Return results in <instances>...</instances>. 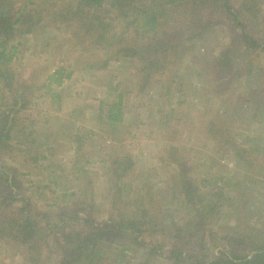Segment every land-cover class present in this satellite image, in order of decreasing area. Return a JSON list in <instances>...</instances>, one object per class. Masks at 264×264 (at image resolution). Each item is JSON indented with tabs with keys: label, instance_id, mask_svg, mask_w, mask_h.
<instances>
[{
	"label": "rangeland",
	"instance_id": "obj_1",
	"mask_svg": "<svg viewBox=\"0 0 264 264\" xmlns=\"http://www.w3.org/2000/svg\"><path fill=\"white\" fill-rule=\"evenodd\" d=\"M179 3L159 28L176 49L172 57L166 55L163 69L152 71L148 84L139 55L102 66L106 54L93 48L92 38L76 48L68 38L72 31L64 26L28 34L15 41L18 49L11 62L0 58V70L11 74L26 100L6 125L12 124L14 138L0 161L18 169L22 186L17 192L30 199L31 210H46L51 223L68 220L72 211L97 221L151 218L152 234L162 233L158 241L146 234L134 239L112 227L84 246L90 259L80 264H171L166 257L177 245L174 235L181 222L182 240L187 241L181 264H208L235 242L239 254L248 246H264V47L244 49L243 30L218 13L217 3L197 6H208L200 13ZM260 5L264 9V0ZM122 18L112 21L114 31L125 28ZM243 19L249 36L264 44L259 16L247 11ZM226 50L233 66L221 74L229 84L219 98L210 69ZM59 68L73 69L61 85L50 78ZM238 71L243 75L232 77ZM4 83L0 103L11 93ZM254 87L257 96L249 91ZM110 105L121 109L122 122L108 120ZM43 155L47 161L32 159ZM114 160L126 168V186L118 193L111 179ZM187 187L192 195L183 191ZM214 204L217 213L209 214L202 231L207 247L201 237L188 242L187 230L198 227L195 211ZM66 227L72 232L87 229L82 220H68ZM51 240L43 257L51 255L38 264L64 263ZM144 240L150 242L147 248ZM152 243L163 246L161 257L149 252ZM28 256L23 246L0 241V264H32ZM68 257L74 261L73 252Z\"/></svg>",
	"mask_w": 264,
	"mask_h": 264
},
{
	"label": "trees",
	"instance_id": "obj_2",
	"mask_svg": "<svg viewBox=\"0 0 264 264\" xmlns=\"http://www.w3.org/2000/svg\"><path fill=\"white\" fill-rule=\"evenodd\" d=\"M179 1L186 2L190 6L189 10H187L190 13H195L199 5L217 3L218 13L224 16L225 20L229 18L230 21L235 23L237 28L243 30L240 36L245 44L244 49L253 48V52L260 47H264L263 43L251 38L245 31L243 19L245 12L254 11L264 24V9L260 5L261 0L260 2L259 0L257 2L255 0H0V58L4 59L2 62L12 61L15 51L18 49V45L15 44L18 39L25 38L28 34H43L53 30L60 31L64 26L72 31L71 36L68 38L75 41L76 48H81L86 37L92 38L93 48L101 51L100 53L104 55L106 54L102 66H108L111 61L133 60L139 55L137 61L143 62L140 71H144L143 80L145 84H148L152 71L155 70L157 72L163 69L165 64H167V56L168 58L172 57L176 49V44H171L170 39L167 41V34L162 35L159 28L162 22L167 20L168 15L172 17L169 11L180 7ZM205 7L208 6H202V8ZM202 8L198 10L199 13L202 12ZM114 12L116 16L113 15ZM105 13L108 15L105 16ZM116 17H123L122 19L125 21L123 30L114 31L115 28L112 21ZM217 28L220 29L221 27L217 26ZM150 33H152V38L149 39L147 34ZM227 54H229V50L221 53L219 60L214 63L213 69H210L211 80L213 83L215 82L213 89L215 95L219 98L222 96L221 91L229 84L228 80L224 82L221 79V77L223 78L226 75L221 76V74L228 73V70L231 71L233 66V60L232 58L228 59ZM96 66L94 67L102 68L99 65V67ZM59 69L50 76L57 85H61L73 73V69L70 71ZM232 71L234 70L232 69ZM241 71L234 73L232 77H240L243 75ZM243 72H245V69ZM232 77L230 76L229 78ZM0 81H2V85L5 82L4 85L11 91L9 100L8 98L6 100L3 98L0 103V155H3L11 148L12 144L10 141L14 138L9 133L12 129V124L9 128L6 125L8 121H12L14 118L12 113H18L26 107V100L20 96L23 92L19 89L9 72L0 70ZM50 82L52 81L49 80L48 84L45 83V85L49 86ZM236 85L237 83L234 85L233 82V87H236ZM249 91H253L251 93L255 96L259 92L255 87L254 89L250 88ZM254 99H256L257 103H260L258 101L260 99ZM21 100L24 102L23 104H20ZM120 103L121 101L118 105ZM99 109L101 110V108ZM122 114L123 112L120 108L116 110V105H110L107 118L109 121L122 122ZM32 159L39 163L40 161H47V156L43 155ZM112 164V168L110 167L111 179L116 192H122L126 186L125 180H123V173L126 168H124V165L122 166L120 161L114 160ZM128 165L132 166L131 163ZM20 179L18 169L6 166V163H1L0 161V241H7L8 243L10 241L12 244H19V246L26 248L29 252L26 260L32 264H38L41 259H47L51 255V253H48L47 256L43 257V253L49 250L47 247H49L51 238L54 246L57 247V251L61 253L63 264L86 263L90 258L86 255L88 252L85 251L84 246H89L95 241V236L97 235L99 238H103L104 234L110 231L112 227L120 231L122 235H132L134 239H138L142 235L145 237L146 234L150 237H155V240L158 241L157 235L161 232L152 234L155 231H151V227H149V224L153 221L151 218L113 217L109 220L97 221L96 219H90L89 215H82L85 218L80 217L76 211H72L68 220H82L87 227L84 233L80 230L76 232L69 231L68 227H66L68 226L66 217H61V222L51 223L46 210L45 213L39 209L36 211V208L34 209L35 211L31 210L32 202L30 199L28 200L22 192H17L20 191L22 186ZM174 191L176 192V189ZM183 191H186L188 195L191 193L188 187ZM188 199L189 201L191 200L190 198ZM215 212L217 213L215 204L211 205L207 210L200 208L195 211L194 216L198 227H192L187 230L190 239L188 242H191L196 237H201L200 243L204 246L206 242L203 239L204 237H202V231L207 230L206 225L208 223L205 222L209 214ZM142 213L147 214L148 210H143ZM40 214L45 217L44 220V217L39 218L37 216ZM177 225V233L174 235L177 239V245L171 247L169 255L166 257L171 260V264L182 263L185 244H187V241L182 240L181 232V226L183 227L185 223L181 222ZM212 237L209 243H212V239H215L213 235ZM142 242L145 248L150 243L146 240ZM135 243L138 244L136 240ZM69 247H71V250H69ZM206 247L204 246L203 248ZM161 249H163L162 245L158 247L156 243H152L149 252L161 257ZM238 251L240 250L237 248V242H235L230 246L229 250L226 248L219 251L220 254L218 256L214 254V258L208 264H264V246L261 244L258 245L257 249L249 248L248 246L244 254H239ZM71 252L74 254V261L69 262L70 260H67V258L71 257H68Z\"/></svg>",
	"mask_w": 264,
	"mask_h": 264
}]
</instances>
